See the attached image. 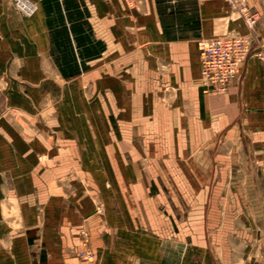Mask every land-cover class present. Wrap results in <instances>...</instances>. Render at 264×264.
<instances>
[{"label":"crops","instance_id":"crops-1","mask_svg":"<svg viewBox=\"0 0 264 264\" xmlns=\"http://www.w3.org/2000/svg\"><path fill=\"white\" fill-rule=\"evenodd\" d=\"M34 1L38 10L26 17L0 0V264H86L77 256L86 249L95 253L90 264H138L145 229L167 258L172 231L159 207L163 194L152 193V179L138 182V151L153 158L155 136L124 137L113 127L107 110L120 105H108L107 94L133 90L122 58L111 55L130 40L138 56L179 63L197 49L200 65L198 40L219 36V22H230L220 0ZM258 32L264 38V23ZM202 91L198 120H209L212 156L224 162L216 171L227 173L212 188L237 187L234 174H241L242 219L250 221L251 184L264 189V63L251 55L225 94ZM258 198L264 206V194Z\"/></svg>","mask_w":264,"mask_h":264},{"label":"rangeland","instance_id":"rangeland-1","mask_svg":"<svg viewBox=\"0 0 264 264\" xmlns=\"http://www.w3.org/2000/svg\"><path fill=\"white\" fill-rule=\"evenodd\" d=\"M255 1L237 0L236 3H230L229 0H220V8L230 22L226 24L220 21L218 33L213 35L240 34L249 38L253 33L259 35L258 40L252 39L254 53L251 55L264 63V38L258 32V25L260 22L264 23V13L256 10L258 5L256 6ZM10 5L19 13L14 0H10ZM241 6L258 15V24L253 32L246 24ZM260 6H264V0H261ZM209 25L210 22L208 27ZM137 51L139 48L136 44L126 40L117 53L112 52L111 57L117 55L122 58L123 80L125 86L133 91L123 92L117 98L115 94L108 93V105L113 106L117 102L120 107L108 108L107 113L113 127L124 137L137 131L140 138L154 134V157L148 160L146 150L144 153L141 148L138 151V182L140 186L148 184V179L156 182L157 187L152 193L163 194L164 201L159 207L170 217L172 231L171 253L163 258L159 242L150 238L151 231L145 229L148 237H145V252L142 253L146 255H141L137 263L264 264V220L257 219L258 214L264 212V206L254 203L259 200V193L264 194V189L259 190L257 183L252 182V204L245 207L251 213L252 219L248 221L246 217L245 220L242 219L241 174H234L235 181L232 182L237 187L227 189L219 184V187L212 188L216 176L219 175V181H225L227 173L216 171L217 165L223 166L224 162H217L215 156H212L217 150L216 143L211 145L209 141L212 127L207 124L209 120L202 124L196 113L197 102L202 101L204 94L202 89L205 88L206 91L197 49L194 59L180 63L167 55L153 52L152 55L140 51L138 56ZM227 90L228 87L222 91L208 90L206 95L225 94ZM72 112L77 115L79 113L77 110ZM236 130L240 133L238 127ZM159 136H164L165 139H159ZM179 136L182 139L178 140ZM212 148H215L214 152ZM225 196L231 198L233 203H225L222 199ZM218 199L222 203H211ZM81 234L85 239L86 231L82 230ZM156 239L160 241L159 238ZM178 241L180 248H174L173 244ZM88 251L93 253L92 259L84 257L83 253ZM77 256L86 264L96 260L95 253L88 249Z\"/></svg>","mask_w":264,"mask_h":264},{"label":"built area","instance_id":"built-area-1","mask_svg":"<svg viewBox=\"0 0 264 264\" xmlns=\"http://www.w3.org/2000/svg\"><path fill=\"white\" fill-rule=\"evenodd\" d=\"M229 2L236 3L237 0ZM14 4L16 10L25 16H31L37 10V4L33 0H14ZM241 12L248 28L253 32L258 20L257 13L243 6ZM197 45L206 91L225 90L239 75L241 65L254 53L251 38L240 34L203 37L198 40ZM83 254L87 259L93 258L92 252Z\"/></svg>","mask_w":264,"mask_h":264},{"label":"bare ground","instance_id":"bare-ground-1","mask_svg":"<svg viewBox=\"0 0 264 264\" xmlns=\"http://www.w3.org/2000/svg\"><path fill=\"white\" fill-rule=\"evenodd\" d=\"M32 16V15H31Z\"/></svg>","mask_w":264,"mask_h":264}]
</instances>
